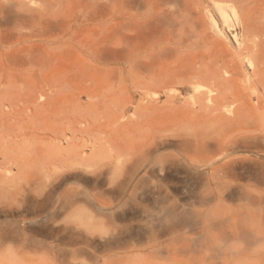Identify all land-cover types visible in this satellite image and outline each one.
Here are the masks:
<instances>
[{
    "label": "bare ground",
    "instance_id": "obj_1",
    "mask_svg": "<svg viewBox=\"0 0 264 264\" xmlns=\"http://www.w3.org/2000/svg\"><path fill=\"white\" fill-rule=\"evenodd\" d=\"M0 212V264H264V0H0Z\"/></svg>",
    "mask_w": 264,
    "mask_h": 264
},
{
    "label": "rangeland",
    "instance_id": "obj_2",
    "mask_svg": "<svg viewBox=\"0 0 264 264\" xmlns=\"http://www.w3.org/2000/svg\"><path fill=\"white\" fill-rule=\"evenodd\" d=\"M229 36H230V34H229ZM91 83L96 88L100 89V90H97V91H101V77H100L99 81L97 80V82H94V81L91 80ZM76 93H79V91H76ZM84 101H86V98H84ZM94 187L95 186H94L93 183H90V184L87 185V188L90 191H94L93 190ZM146 201L145 202H141L140 201L141 203H139V201H138V202H136V205H135V203H130V204L131 205L133 204L135 207H138V210L140 212L141 211L149 212V211L152 210L153 204H152V202H149V201L146 202ZM53 202H54V199H52L50 201H45V200L42 201V203L40 204V206L42 208H39V216L36 218L34 223H31L28 226L27 232H28V235L32 236L34 239H37V240L41 241L42 242L41 246L48 247L46 245L54 244L56 246H60L63 249H68L69 247L67 245V241H65L63 238L61 239V235L53 231L52 227L49 224L48 219H46V217H48L47 214L51 210V206L53 207ZM145 216L146 215L143 214L142 217L140 216V218H138V219H136V220H134L132 222H128V221L124 220V221H122L120 223V228L123 229V228L129 227V226L132 225L135 228H139V229H144L145 230V229H147L146 227H147V221H148V219H146L147 216L146 217ZM143 218H145L146 220H144ZM12 219L13 218L9 214L0 212V233L3 232V230L6 227H9V226L13 225V223H12L13 220ZM44 243H45V245H42Z\"/></svg>",
    "mask_w": 264,
    "mask_h": 264
}]
</instances>
